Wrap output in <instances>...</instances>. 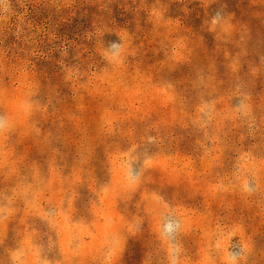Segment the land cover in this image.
Masks as SVG:
<instances>
[{"label":"rangeland","instance_id":"rangeland-1","mask_svg":"<svg viewBox=\"0 0 264 264\" xmlns=\"http://www.w3.org/2000/svg\"><path fill=\"white\" fill-rule=\"evenodd\" d=\"M0 264H264V0H0Z\"/></svg>","mask_w":264,"mask_h":264}]
</instances>
